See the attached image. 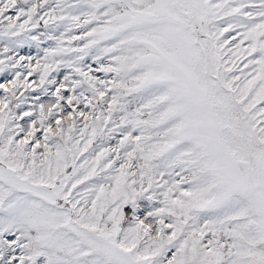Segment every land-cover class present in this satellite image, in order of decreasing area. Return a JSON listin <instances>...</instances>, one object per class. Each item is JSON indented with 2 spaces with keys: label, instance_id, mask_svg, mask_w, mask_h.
Returning <instances> with one entry per match:
<instances>
[{
  "label": "snow or ice",
  "instance_id": "1",
  "mask_svg": "<svg viewBox=\"0 0 264 264\" xmlns=\"http://www.w3.org/2000/svg\"><path fill=\"white\" fill-rule=\"evenodd\" d=\"M0 264H264V0H0Z\"/></svg>",
  "mask_w": 264,
  "mask_h": 264
}]
</instances>
